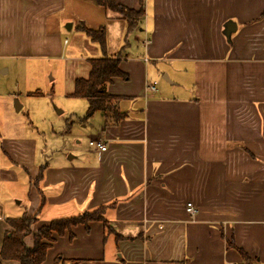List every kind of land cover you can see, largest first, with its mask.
<instances>
[{
  "label": "crops",
  "instance_id": "obj_1",
  "mask_svg": "<svg viewBox=\"0 0 264 264\" xmlns=\"http://www.w3.org/2000/svg\"><path fill=\"white\" fill-rule=\"evenodd\" d=\"M114 1L141 7L140 0ZM143 2L142 25L127 35L119 15L85 0H0V59L62 63L70 99L80 100L69 95L77 79L88 78L90 60L114 58L128 44L119 64L126 80L107 87L127 116L104 126L110 119L96 113L99 125L81 126L95 130L84 134L90 149L57 156L40 180L46 206L63 214L58 220L107 206L108 228L94 222L87 233L77 226L55 237L47 257L51 251L52 261L79 264L246 263L231 242L249 264H264V0ZM83 6L91 24L66 35L67 15ZM228 22L235 30L226 41ZM81 27L104 30V51ZM99 138L103 152L89 146ZM3 149L17 165V154ZM6 219L19 218L5 216L0 203V246L10 230ZM95 226L99 239L92 240ZM88 240L94 247L82 246Z\"/></svg>",
  "mask_w": 264,
  "mask_h": 264
},
{
  "label": "rangeland",
  "instance_id": "obj_2",
  "mask_svg": "<svg viewBox=\"0 0 264 264\" xmlns=\"http://www.w3.org/2000/svg\"><path fill=\"white\" fill-rule=\"evenodd\" d=\"M85 3H90L102 14L105 11L96 7L93 0H85ZM85 9L83 6L80 14L67 15L64 24L71 25L72 32H66V35L74 34L76 26L81 23L89 27L92 17H85ZM31 93L39 95L32 96ZM16 103L21 108L18 112L15 111ZM78 105L85 104L66 95L62 63L45 59H0V203L7 217L36 218L32 233L63 216L57 210L49 209L42 196L40 180L44 166L52 165L57 156L62 159V155L65 160L74 156L72 149L88 151L89 138H84L85 132L90 134L95 130L84 131L81 126L86 123L92 127L99 125L98 114L87 122L81 120L85 111ZM67 123L68 127H65ZM3 147L17 154V165L3 155ZM33 164L35 167L32 169ZM10 175L12 180H9ZM67 207L73 209L71 205ZM65 210L67 215L74 214ZM94 229L92 240L99 239V226ZM66 233L70 232L63 236ZM31 238L32 235L25 241L29 247L32 246ZM92 242L88 240L82 246L87 249L94 247ZM51 255L50 251L43 264H54L60 258L52 261ZM245 264H249V259Z\"/></svg>",
  "mask_w": 264,
  "mask_h": 264
},
{
  "label": "trees",
  "instance_id": "obj_3",
  "mask_svg": "<svg viewBox=\"0 0 264 264\" xmlns=\"http://www.w3.org/2000/svg\"><path fill=\"white\" fill-rule=\"evenodd\" d=\"M100 8L109 10L119 15L126 23V33L130 34L142 25V17L144 15L143 0H140V6L137 11L127 9L114 0H93ZM264 16V13L262 14ZM81 31L96 42L101 51L105 49L104 30L99 28L97 31L81 27ZM125 45L114 58L104 56L101 59H92L89 61L90 72L87 79H77L74 83V89L69 97L84 100L87 104V110L84 120H89L96 113L103 114L110 121L105 125L117 126L120 121L127 116L123 112H119L117 103L119 98L110 95L107 92L108 85L115 78H123L126 76L119 70V64L125 56ZM33 95H39L33 93ZM114 204V203H113ZM107 206H101L91 212H84L76 217L55 220L47 226H42L32 233V226L36 222V218L29 219L26 217L19 219H6L5 222L10 230H8L1 242L0 246V264L1 261H13L18 264H43L47 257V252L54 241L55 237L63 236L65 232L72 231L77 226H83L85 231L89 232L90 224L100 222L107 229V222L104 219V212ZM109 230V229H108ZM32 235V246L26 245V239ZM72 235V233L70 234ZM115 238H119L115 234ZM227 246L236 251L243 262H248L247 254L237 248L233 243L228 242ZM54 264H79V260H64L57 258ZM245 264V263H243Z\"/></svg>",
  "mask_w": 264,
  "mask_h": 264
},
{
  "label": "built area",
  "instance_id": "obj_4",
  "mask_svg": "<svg viewBox=\"0 0 264 264\" xmlns=\"http://www.w3.org/2000/svg\"><path fill=\"white\" fill-rule=\"evenodd\" d=\"M143 43H146V41H143ZM147 91L154 92L155 91L154 85H148L147 86ZM89 146L92 147V148L97 149L100 152L105 151L104 141L102 139H100V138L90 141L89 142ZM186 212L188 214H193L194 213V208H193V206L190 203H188L186 205Z\"/></svg>",
  "mask_w": 264,
  "mask_h": 264
},
{
  "label": "water",
  "instance_id": "obj_5",
  "mask_svg": "<svg viewBox=\"0 0 264 264\" xmlns=\"http://www.w3.org/2000/svg\"><path fill=\"white\" fill-rule=\"evenodd\" d=\"M232 26L233 28H230ZM70 25L67 26V30L69 29ZM235 30V26L232 23H227L224 25L223 36L225 37L226 41H229V38L232 32ZM20 110V106L16 103L15 104V111L18 112ZM59 113V111H57Z\"/></svg>",
  "mask_w": 264,
  "mask_h": 264
}]
</instances>
